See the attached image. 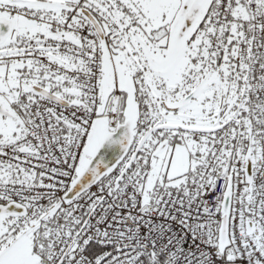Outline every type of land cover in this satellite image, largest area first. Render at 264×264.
I'll return each mask as SVG.
<instances>
[{
  "label": "snow or ice",
  "instance_id": "6c2138e0",
  "mask_svg": "<svg viewBox=\"0 0 264 264\" xmlns=\"http://www.w3.org/2000/svg\"><path fill=\"white\" fill-rule=\"evenodd\" d=\"M0 264H264V0H0Z\"/></svg>",
  "mask_w": 264,
  "mask_h": 264
},
{
  "label": "water",
  "instance_id": "95a60500",
  "mask_svg": "<svg viewBox=\"0 0 264 264\" xmlns=\"http://www.w3.org/2000/svg\"><path fill=\"white\" fill-rule=\"evenodd\" d=\"M120 153L119 146H106L104 149L101 150V155L105 156L106 160H114Z\"/></svg>",
  "mask_w": 264,
  "mask_h": 264
}]
</instances>
